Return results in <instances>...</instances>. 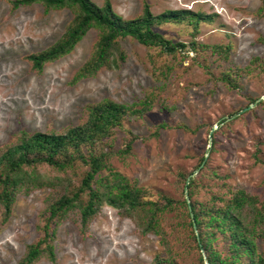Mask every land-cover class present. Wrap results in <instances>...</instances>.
Segmentation results:
<instances>
[{
  "label": "rangeland",
  "instance_id": "1",
  "mask_svg": "<svg viewBox=\"0 0 264 264\" xmlns=\"http://www.w3.org/2000/svg\"><path fill=\"white\" fill-rule=\"evenodd\" d=\"M11 1L0 0V146L23 131L60 132L76 126L86 115V104L109 99L130 106L154 91L156 98L147 112L125 118L124 128L136 138L128 156L113 155L114 169L135 181L148 198L156 199L160 190L178 199L176 172L195 171L200 157L209 155L208 134L215 128L208 166L225 175L232 188L264 198V75L256 66L264 58V10L258 12L262 0H109L113 12L125 20L141 16L145 4L153 16L170 10L210 15L198 24L195 41L230 45L227 59L219 60L209 51L199 56L191 52L188 22H166L153 30L187 46L176 57H167L171 71L166 79L157 78L154 71V50L126 36L117 40L124 56L117 66L101 67L78 80L74 75L90 56L99 31L87 30L70 52L38 72L25 56L55 43L73 13L68 8L46 11L39 3L14 9ZM91 1L99 7L104 2ZM204 58L209 74L199 64ZM222 72L233 78L235 88L218 78ZM247 106L251 107L240 112ZM161 123L166 126L159 128ZM125 135L116 130L113 152L123 149ZM36 172L60 184L18 191L6 221L0 209V264L19 263L26 246L43 237L46 199L79 180L78 170L57 172L39 165ZM53 229L52 258L44 253L32 264H150L154 255L165 254L159 237L143 234L136 218L107 204L84 228L73 211ZM196 259L193 253L178 263L194 264Z\"/></svg>",
  "mask_w": 264,
  "mask_h": 264
},
{
  "label": "trees",
  "instance_id": "2",
  "mask_svg": "<svg viewBox=\"0 0 264 264\" xmlns=\"http://www.w3.org/2000/svg\"><path fill=\"white\" fill-rule=\"evenodd\" d=\"M34 3L42 4L46 11L68 8L73 13L55 43L25 56L38 72L45 63L70 52L91 28L97 29L99 34L90 56L76 71L74 80L92 76L101 67L117 66L118 61L124 59L117 40L126 36L154 50L150 55L154 71H157V78L166 79L171 71L167 57H176L187 47L153 30L155 25L166 22H188L192 27L188 48L198 56L209 51L217 59L226 60L230 49V45H208L195 41L198 24L204 19L210 20L211 16L190 10H170L153 16L145 4L141 16L125 20L113 12L109 0H104L100 7L91 0L10 2L14 9ZM261 10H264V0L258 12ZM156 60H162V63L157 65ZM201 62L203 71L209 74L205 58ZM253 64H257L256 59ZM256 66L264 75V58ZM218 78L232 88L237 86L229 74L219 73ZM155 98L156 93L149 91L141 101L130 106L109 99L86 104V115L76 126L60 132L27 134L23 131L14 140L0 146L2 221L9 217L18 191L28 192L33 188L60 184L58 179L50 181L41 178L36 172L37 166L47 165L57 172L66 169L79 171L76 185L64 184L61 193H51L46 199L42 217L43 237L26 246L18 264H32L44 253L52 258L49 240L53 237V227L74 211L84 228L102 204L122 211L129 218H136L143 234L152 233L159 237L165 254L154 255L150 264H179V258L192 256L193 253L197 254L194 264H264V198L241 188H232L225 175H219L208 166V159L214 151V133L211 135L209 155L200 157L195 166L196 173L176 172L174 185L179 190L178 199L160 190L156 191V199L148 198L142 187L111 166L114 154L121 158L130 154L132 141L136 138L124 128L125 118L129 115L142 116L151 108ZM253 103L254 100L251 101ZM229 118L221 119L218 125ZM165 126L161 123L159 128ZM177 127L188 130L184 125ZM116 130L125 132L128 139H123V149L113 152L111 143ZM185 184L188 202L184 196Z\"/></svg>",
  "mask_w": 264,
  "mask_h": 264
},
{
  "label": "water",
  "instance_id": "3",
  "mask_svg": "<svg viewBox=\"0 0 264 264\" xmlns=\"http://www.w3.org/2000/svg\"><path fill=\"white\" fill-rule=\"evenodd\" d=\"M257 101H258V100H256L255 102H257ZM250 107H251V106H247V107H245L244 109H242L240 112L246 111V110H248ZM214 129H215V128H211L210 131H209V134H208V137H209V142H208V144H209V146L211 145V135H212ZM206 156H207V155H205L204 158H206ZM196 171H197V170H195V171L193 172L192 175H194V174L196 173ZM192 175H190V176H192ZM188 178H189V177H188ZM186 184H187V182H186ZM186 184H185V187H184V196H185L186 201L188 202L187 193H186ZM203 258L205 259L204 256H203ZM205 264H207V263L205 262Z\"/></svg>",
  "mask_w": 264,
  "mask_h": 264
}]
</instances>
